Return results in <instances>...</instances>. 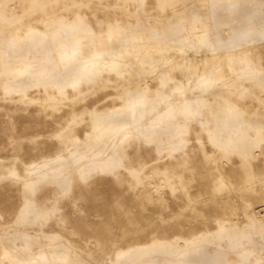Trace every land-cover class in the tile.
<instances>
[{"label":"bare ground","instance_id":"bare-ground-1","mask_svg":"<svg viewBox=\"0 0 264 264\" xmlns=\"http://www.w3.org/2000/svg\"><path fill=\"white\" fill-rule=\"evenodd\" d=\"M0 264H264V0H0Z\"/></svg>","mask_w":264,"mask_h":264}]
</instances>
